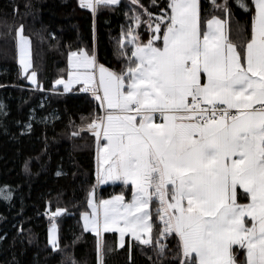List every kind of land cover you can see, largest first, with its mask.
I'll return each instance as SVG.
<instances>
[{
    "label": "snow or ice",
    "instance_id": "obj_1",
    "mask_svg": "<svg viewBox=\"0 0 264 264\" xmlns=\"http://www.w3.org/2000/svg\"><path fill=\"white\" fill-rule=\"evenodd\" d=\"M117 3L81 0L93 12ZM254 3L251 36L237 44L217 17L202 26L197 0H170V13L161 10L147 43L130 39L126 71L99 66L98 86L93 57L83 49L69 53L75 71L55 83L68 91L83 81L100 102L104 114L87 125L98 141L100 182L121 180L133 192L127 203L117 195L98 205L89 192L85 230L99 237L115 228L121 240L125 232L140 239L141 231H151L148 209L155 197L161 235L178 237L180 264H264V0ZM133 18L139 23V15ZM14 32L27 73L30 41L22 24ZM160 33L163 47L154 43ZM35 76L27 78L35 83ZM241 196L248 203H238ZM64 211L57 208L51 216ZM53 228L49 244L55 249ZM234 246L244 250V261H237ZM97 258L102 264L99 239Z\"/></svg>",
    "mask_w": 264,
    "mask_h": 264
},
{
    "label": "trees",
    "instance_id": "obj_2",
    "mask_svg": "<svg viewBox=\"0 0 264 264\" xmlns=\"http://www.w3.org/2000/svg\"><path fill=\"white\" fill-rule=\"evenodd\" d=\"M168 5L169 0H119L93 12L78 0H0V264H98V239L102 264H180L178 237L161 235L156 200L149 244L127 237L120 246L115 231L97 237L84 229L81 215L98 184V141L87 125L102 111L91 93L54 83L66 76L69 53L81 49L97 64L126 71L131 36L147 43L154 34L149 24ZM198 7L204 28L215 16L232 41L250 38L253 0H198ZM21 24L31 41L36 85L24 79L17 63L14 29ZM154 43L160 46L161 39ZM98 192H125L129 198L132 187L112 183ZM57 208L65 211L55 217L54 249L48 225ZM234 249L244 261V250Z\"/></svg>",
    "mask_w": 264,
    "mask_h": 264
},
{
    "label": "rangeland",
    "instance_id": "obj_3",
    "mask_svg": "<svg viewBox=\"0 0 264 264\" xmlns=\"http://www.w3.org/2000/svg\"><path fill=\"white\" fill-rule=\"evenodd\" d=\"M79 1V3H80V5H81V0H78ZM130 1H132V0H130ZM118 3H119V0H118ZM117 3V4H118ZM169 3H170V0H169ZM197 3H198V0H197ZM170 8H169V11H167V12H169L170 13ZM254 13H255V10H254ZM159 17V16H158ZM218 19H220L219 17H217ZM220 20H222V18L220 19ZM208 21V20H207ZM153 22H154V24H152L153 25V31H154V25H155V20H153ZM225 30V29H224ZM225 32H226V30H225ZM156 33H155V31H154V34L153 35H155ZM24 35H26L25 34V32H24ZM163 35V34H162ZM162 35H160L161 36V45L159 46V47H163V40H162ZM27 36V35H26ZM28 37V36H27ZM133 36H131V38H132ZM29 38V37H28ZM130 38V39H131ZM29 41H30V38H29ZM137 43H140L139 42V40L137 39ZM133 45V44H132ZM134 46V45H133ZM158 46V45H157ZM29 49H30V53H29V59H30V62H31V67L28 69V72L27 73H24V72H22V67H21V65H20V63H19V56H18V53H17V63H18V66H19V68H20V70H21V74H22V76L24 77V79L28 82V83H30V84H33V85H36V84H38V75H37V72L34 70V68H33V65H32V52H31V41H30V45H29ZM83 51H84V53L86 54V55H88V56H90V57H93L92 55H90L87 51H85L84 49H83ZM73 52H76L78 55H79V53H80V50H76V51H73ZM69 56V55H68ZM94 59V58H93ZM94 62H95V68H96V75H95V83H96V85L98 86V84H99V66L100 65H103L104 66V68H106V69H108L109 71H113V72H115L114 70H112V69H110V68H108L107 66H105L104 64H101V63H99V64H97L96 63V61H95V59H94ZM67 64H68V71H67V74H66V76L64 77V78H59V79H63L64 81H67L68 79H69V76H68V73H69V71L71 70V71H75V69H69V59H67ZM32 72H35L36 73V76H35V83L32 81V80H29L27 77L29 76V75H31L32 74ZM117 73V72H116ZM55 83V82H54ZM55 85H61L62 86V88L64 89V86H63V84H56L55 83ZM90 87V85H85L84 84V82L83 81H80V82H78V83H74V84H72L71 86H70V88H69V90H72V89H75V88H79V89H81L82 91H87V89ZM65 90V89H64ZM101 95H102V92H101ZM104 113L102 112V115H103ZM155 119H156V117H155ZM156 122H162V120L161 119H159V120H157L156 119ZM105 141H103V138H102V134H101V140L99 141V143H104ZM97 156H98V173H99V171H100V160H99V152L97 151ZM104 167L105 168H107V165H104ZM110 183H116V184H123V185H127V184H124L123 183V181H121V180H111V179H106L103 183H101L100 182V179H99V176H98V184L100 185V186H105V185H107V184H110ZM98 184L96 185V191L94 190V191H92V193H93V196H92V199H93V201H94V205H98L99 204V202L101 201V200H110L113 196H117V195H123L124 196V202L125 203H127V202H129V201H131V199H132V195H133V192L131 193V196L129 197V198H127L126 197V194H125V192H115V193H113V194H111V195H100L99 193H98V191H99V186H98ZM130 184V183H129ZM131 185V184H130ZM88 200H89V196H88ZM88 200H87V209L86 210H84L83 211V213L82 214H84V213H88V214H91V212H92V207H90L89 206V204H88ZM154 200H156L155 202H156V209H159L160 208V202H159V200H158V198H153V200L150 202V204H149V212L151 211L150 210V206H151V204H152V202H154ZM238 203H248V200H247V198H246V196H241V198L238 200ZM158 213V212H157ZM150 215H151V212H150ZM158 217H159V214H158ZM149 219H150V222H151V216L149 217ZM160 219V218H159ZM81 220H82V224H83V227H84V220H83V218H82V215H81ZM163 223V222H162ZM53 225H54V228H53ZM248 225L249 226H251V220L250 219H248ZM121 227L123 226V224L121 223V225H120ZM162 226L164 227V225L162 224ZM50 228H53V237L57 240V242H58V222L56 221V219L54 218V219H52L50 222H49V225H48V242H49V229ZM84 229H85V227H84ZM88 231H91V230H88ZM111 231H115V232H117L116 230H115V228H113ZM91 232H94V231H91ZM103 232H106V231H103ZM102 232V233H103ZM95 233V232H94ZM117 234H118V244L121 246L124 242H125V239H126V237H129V238H133V239H136V240H139V241H141V240H143V239H148L149 237H151V239H152V235H153V232H152V228H151V231L149 232V233H145V232H140L139 234H140V239H137L135 236H133L132 234H131V232H125L124 234H123V239L121 240V234L119 233V232H117ZM52 248H53V246L51 245V244H49ZM235 247V246H234ZM238 248H239V246H237ZM235 256H236V258H237V256H238V254H236V251H235ZM237 261L238 262H241V261H239L238 260V258H237Z\"/></svg>",
    "mask_w": 264,
    "mask_h": 264
},
{
    "label": "crops",
    "instance_id": "obj_4",
    "mask_svg": "<svg viewBox=\"0 0 264 264\" xmlns=\"http://www.w3.org/2000/svg\"><path fill=\"white\" fill-rule=\"evenodd\" d=\"M253 4H254V10H255V3H254V0H253ZM224 29L226 30L225 28V23H224ZM127 238V237H126Z\"/></svg>",
    "mask_w": 264,
    "mask_h": 264
},
{
    "label": "built area",
    "instance_id": "obj_5",
    "mask_svg": "<svg viewBox=\"0 0 264 264\" xmlns=\"http://www.w3.org/2000/svg\"><path fill=\"white\" fill-rule=\"evenodd\" d=\"M159 116V114H157Z\"/></svg>",
    "mask_w": 264,
    "mask_h": 264
}]
</instances>
